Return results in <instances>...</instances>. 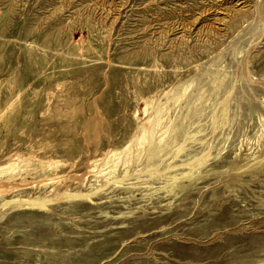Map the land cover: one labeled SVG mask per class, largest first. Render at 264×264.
I'll return each mask as SVG.
<instances>
[{
    "label": "rangeland",
    "instance_id": "rangeland-1",
    "mask_svg": "<svg viewBox=\"0 0 264 264\" xmlns=\"http://www.w3.org/2000/svg\"><path fill=\"white\" fill-rule=\"evenodd\" d=\"M188 84L169 149L95 183ZM18 158L0 264H264V0H0V167Z\"/></svg>",
    "mask_w": 264,
    "mask_h": 264
},
{
    "label": "bare ground",
    "instance_id": "bare-ground-1",
    "mask_svg": "<svg viewBox=\"0 0 264 264\" xmlns=\"http://www.w3.org/2000/svg\"><path fill=\"white\" fill-rule=\"evenodd\" d=\"M189 88L190 84H188L181 92L176 93L172 98H168L167 103L169 105L166 103L164 106L157 108L154 115L150 116L147 121L139 127L137 133L123 147L109 150L102 159H94L89 162L90 169L95 171V183L101 178H103L105 182L114 179L119 168H122V170L124 169V173H122L124 176H126L127 173H129L130 166L133 163L140 162L143 156H146V160L149 162V168L151 167L150 163L154 159L159 158L162 156L163 152L169 149L170 145L165 141L169 133L175 130L174 121L170 119V116H174L176 111L180 109L179 106L185 100ZM168 95L169 93H167L165 96L168 97ZM60 96L62 95L60 94ZM153 109L154 104L152 100H148L145 102L143 113L147 116V114ZM190 160L191 159H189V161ZM30 162L31 161L29 160L27 161L23 158H18L15 161L10 160L6 165L0 167V178H2V183L0 184L1 201L4 200L5 195L12 191L10 187L5 186L6 184L3 185L4 183L14 181L18 177L22 179V184L26 182L25 174L23 173H29V171H31V169H29ZM33 162H35L38 166V169L36 170H39L40 173L44 174L45 178H48L49 176H56L52 173L58 167V163H46L36 160ZM143 185L144 184L132 185L129 188L127 187V189H138L143 187Z\"/></svg>",
    "mask_w": 264,
    "mask_h": 264
}]
</instances>
